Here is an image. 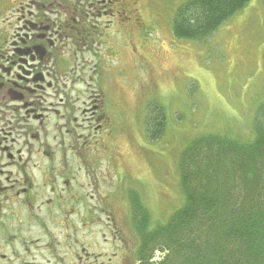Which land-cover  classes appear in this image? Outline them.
Listing matches in <instances>:
<instances>
[{"label": "flooded vegetation", "instance_id": "flooded-vegetation-1", "mask_svg": "<svg viewBox=\"0 0 264 264\" xmlns=\"http://www.w3.org/2000/svg\"><path fill=\"white\" fill-rule=\"evenodd\" d=\"M132 22V0H0V264H36L32 247L64 237L65 210L116 203L98 167Z\"/></svg>", "mask_w": 264, "mask_h": 264}, {"label": "rangeland", "instance_id": "rangeland-1", "mask_svg": "<svg viewBox=\"0 0 264 264\" xmlns=\"http://www.w3.org/2000/svg\"><path fill=\"white\" fill-rule=\"evenodd\" d=\"M185 1L132 0V56L128 47L122 65H112L117 136L98 167L101 191H111L116 203L65 210L64 237L30 246L36 264H96L113 252L114 264L125 253L138 264L128 219L131 190L141 194L155 221L165 223L184 204L179 158L192 138L218 133L253 142L254 116L264 102V0H251L204 42L173 35L175 12ZM155 103L164 109L165 124L151 139L147 123Z\"/></svg>", "mask_w": 264, "mask_h": 264}, {"label": "trees", "instance_id": "trees-1", "mask_svg": "<svg viewBox=\"0 0 264 264\" xmlns=\"http://www.w3.org/2000/svg\"><path fill=\"white\" fill-rule=\"evenodd\" d=\"M250 1L186 0L175 12L173 35L205 41ZM163 112L155 103L147 123L151 139L162 134ZM253 133L250 143L218 133L189 141L179 158L184 204L165 223L131 190L138 264H264V102ZM156 251L164 253L158 263L152 262Z\"/></svg>", "mask_w": 264, "mask_h": 264}]
</instances>
